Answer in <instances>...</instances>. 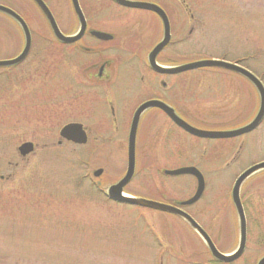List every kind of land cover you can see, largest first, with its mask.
Listing matches in <instances>:
<instances>
[{"label":"rangeland","instance_id":"374dc122","mask_svg":"<svg viewBox=\"0 0 264 264\" xmlns=\"http://www.w3.org/2000/svg\"><path fill=\"white\" fill-rule=\"evenodd\" d=\"M158 1L168 7L176 28L177 42L168 50L171 60L225 58L247 66L264 81V0H184L186 5ZM49 2L61 29L70 31L67 0ZM0 5L15 10L33 32L28 59L0 74V264H218L180 217L116 204L97 185L102 182L106 189L124 175L132 116L143 100L168 96L196 127L235 128L257 112L259 98L252 87L230 74L202 69L167 78V90H160L163 77L128 61L129 52L118 49L105 55L114 62L113 78L94 85L83 69L96 57L45 40L49 30L32 0H0ZM86 5L92 12L104 8L92 22L115 32L118 40L132 30L159 32L149 13L126 10L109 0H86ZM192 16L199 27L190 35ZM144 41H151L150 36ZM23 44L19 27L0 11V59L15 56ZM123 57L127 63L119 65ZM109 101L115 105L114 116ZM71 121L85 125L87 144L58 143L60 129ZM27 141L36 148L22 156L18 148ZM263 160L264 121L245 136L208 140L188 134L152 109L142 118L137 175L125 190L168 203L185 200L196 191L195 176H166L163 171L198 168L205 191L186 211L218 250L231 252L239 240L232 187L246 168ZM101 167L103 173L95 178L94 171ZM241 194L247 247L233 264H256L264 255V172L251 177Z\"/></svg>","mask_w":264,"mask_h":264},{"label":"water","instance_id":"95a60500","mask_svg":"<svg viewBox=\"0 0 264 264\" xmlns=\"http://www.w3.org/2000/svg\"><path fill=\"white\" fill-rule=\"evenodd\" d=\"M35 1L38 3V5L42 8L44 13L46 14L47 18L49 19V23L51 25L52 30L54 31V33L56 34L58 39H60L61 41L66 42V43L72 42L74 40H77L84 33L85 28H86V22L84 20V17L81 15V10H80L76 0H74V3H75V6L77 8V11L79 13V16H80L81 27H80V31L78 32V34H76L75 36H71V37H67L60 32L55 20L53 19V17L51 16V14L49 12V9L45 6L43 1L42 0H35ZM115 1L122 4V5H125V6L149 9V10H152V11L158 13L161 16V18L163 19V22L165 24V37H164V40L156 47L155 51L159 50L160 48H162L164 45H166L168 43L169 38H170L169 22H168L167 16L165 15L163 10L158 5L146 3V2H135V1H130V0H115ZM0 10L9 14L16 21H18V23L21 25V27L23 28L24 33H25L26 45H25V49L22 52V54H20L18 57L14 58V59L0 61V66L15 65V64H18L19 62H21L24 59V57L26 56V54L28 53L30 45H31V34H30V31H29V28H28L26 22L18 13H16L14 10H12L8 7L2 6V5H0ZM94 34L100 38H109L110 37V35L105 34V33H100V32H94ZM152 66L155 70L162 72V73H177V72L187 71V70L194 69V68L211 67V66L220 67V68H224V69L236 72V73L246 77L247 79H249L257 88L258 93L260 95L259 111H258L257 115L255 116V118L250 123H248L242 127H239L236 129H231V130H218V131H216V130H205V129L197 128V127L189 124L183 118L178 116L172 107H170L169 105L165 104L162 101L150 100V101L144 103L143 105H141L139 107V109L135 113L133 120H132L130 133H129V139H128V166H127V171H126L124 177L118 183L112 185L109 188L108 195L112 199L119 201V202L145 206V207L153 208V209H156L159 211L172 213V214L180 216L202 237V239L204 240V242L208 246V248H209L211 254L214 256V258H216L217 260L222 261V262H232V261L238 259L243 254L245 247H246V243H247V220H246L243 204H242L241 197H240L241 186L253 174H255L261 170H264V161L257 163L255 165L249 167L247 170H245L237 178V180L234 184V187L232 189V198H233V202H234L235 208L237 210L239 222H240L239 245H238V248L232 253L220 252L217 249V247L215 246L211 237L202 228V226L190 214H188L184 210H182L178 207L169 205V204H165V203H161V202H157V201H153V200H149V199H144V198H140V197H132V196L125 195L123 193V188L132 180V178L135 174L137 129H138L141 113L144 110H146L147 108H150V107L161 108L163 111H165L170 116V118L178 126H180L185 131H187V132H189L192 135H195L197 137L211 138V139L232 138V137L240 136V135H243V134H246L248 132L253 131L262 122V120L264 118V85L253 73H251L246 68H243L242 66H240L238 64L231 63V62L224 61V60L204 59V60H199L196 62L188 63V64L177 66V67H170V68L162 67V66L157 65L155 62H152ZM60 135L63 138L74 141L76 143H85L87 141V133H86L85 129L83 128V125L80 123H69V124L65 125L61 129ZM33 149H34V145L31 142H26L19 147V151L21 152L22 155H26V154L30 153L31 151H33ZM166 173L175 174V175L192 174L197 178L198 188H197L195 195L190 200L183 202V205L192 204L201 197V195L205 189V181H204V177H203L202 173L197 168H195V167H184V168H180V169H176V170L166 171ZM258 264H264V257H262L259 260Z\"/></svg>","mask_w":264,"mask_h":264},{"label":"flooded vegetation","instance_id":"af4514ba","mask_svg":"<svg viewBox=\"0 0 264 264\" xmlns=\"http://www.w3.org/2000/svg\"><path fill=\"white\" fill-rule=\"evenodd\" d=\"M43 1L50 7L49 0H43ZM77 1L81 7L82 12H83L87 27H86V30H85L83 36L80 39H78L76 42L68 44V49L71 50L72 53H75L76 50H78V51L80 50L83 56H89V57L95 56L96 57V59L94 60L95 61L94 63L90 62L91 64L90 63L86 64L87 66L85 67V69H83V71L85 72L86 78L94 80V82H93L94 85L95 84L100 85L101 82H106V81L110 82L111 79L113 78L115 70H113L112 68H113L114 62L111 59L105 58V55L107 53H109L111 50L117 51V49L119 51L123 52L124 54H127L129 52L128 54L130 55V59H128V61L130 60V61L140 62V63H142V65H146L147 69L149 71H151L153 74H155L156 77H163L164 79H162L158 83L160 90H164V91L167 90V88H168V83L166 82L167 78L174 77V76L178 77L179 75L186 73V72H181V73H176V74H163V73L155 72L150 66V58H151V55L153 53V49L156 47L157 44H159L161 42V40L164 37V25H163L162 20L160 19L159 15H157L154 12L149 11V10H143V9H138V8L121 6L117 3H115L114 1L109 0L110 3H112L116 6H119L120 8L126 9V10L149 13L154 17L156 22H158V24L160 25L159 32L156 35H151V34L144 35V33L139 31V30H137V31L132 30L131 32L129 31V33L127 31L123 36L119 35V37H121V39L118 40V35L115 32H110L109 30L98 28L92 22V20L99 15L97 12H101L104 8H100L99 11L95 10V12H92L91 9L89 8V6L86 5V0H77ZM140 1H149V2L159 4L165 10V12L169 18L170 33H171L170 41L159 52H157L156 55L154 54L152 59L160 65L162 64V65H167V66H169V65H181V64L196 61L198 59L196 57L190 58V59H183V60H180V59L171 60L169 58L168 50L173 44H175L177 42V39H176L175 24L172 20V17H171V14L169 12L168 7L165 6L163 3H160V2L155 1V0H140ZM178 1L181 2L182 5H186L184 0H178ZM67 2L69 3L70 9H71V16H72L71 19L73 20V25L71 26L72 29L65 34H74L78 30V28L74 29L75 24L78 21V16L74 10L72 0H67ZM50 10H51L53 16L55 17L56 21L58 22L59 21L58 16H57V14H56V12L52 6L50 7ZM92 10H94V9L92 8ZM192 17H193V25L188 30V33L190 35L193 32H195L196 28L199 27V25H198L199 20L196 19V16H192ZM190 21H191V19H190ZM149 22H150L149 26L152 25L151 20H149ZM94 31L109 33L110 35H112V37L107 38V39H99L93 34ZM180 32H182V31H180ZM148 36H150L151 41L145 42L144 40ZM88 39L95 41L97 44L96 45L91 44V42H89ZM127 39H129V41H130L128 43V45H130V44L131 45L125 47L126 43H127ZM179 39H184V37L179 38ZM181 42H182V40H181ZM120 44H121V47H120ZM30 53H29L28 57L30 56ZM122 63H127V59H125V57H123V59H121V62L119 61V65ZM119 67H121V66H119ZM119 70H117L116 73ZM124 71H125V76L131 75L130 71H128L126 69L125 70L121 69L120 73L122 74ZM193 71H196V70H191L189 72H193ZM142 73L143 72H141V74H140V78L142 80H145V77L142 75ZM244 82H246L249 86H251L250 82L248 80H244ZM253 89H254V87H253ZM151 99L161 100V101L169 104L171 107H173L175 109L177 114H179L181 117L184 118V115L181 113L180 108L178 106V101L175 99H172L168 96H164V95H157V96H153L151 98H147V99L143 100L142 102H140L137 105V107L134 110V113L141 104H143L144 102L151 100ZM109 106H110V112L114 116L116 114L115 105H113V103H110V101H109ZM152 109L163 113V111H161L159 108H151L150 110H152ZM150 110L148 109V110L144 111L142 113L141 119ZM161 202H163V201H161ZM182 202H183V200L178 199V200H174V201L170 202L169 204L181 207L183 209L187 208L186 206L181 205ZM165 203H168V202H165ZM243 204H244V202H243ZM244 207H245V204H244ZM229 264H232V263H229Z\"/></svg>","mask_w":264,"mask_h":264}]
</instances>
